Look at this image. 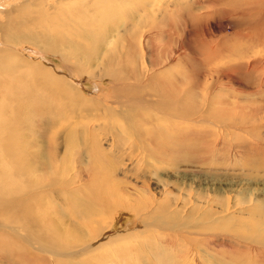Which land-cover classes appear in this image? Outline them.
<instances>
[{
	"label": "rangeland",
	"instance_id": "obj_1",
	"mask_svg": "<svg viewBox=\"0 0 264 264\" xmlns=\"http://www.w3.org/2000/svg\"><path fill=\"white\" fill-rule=\"evenodd\" d=\"M26 1L34 6L21 7L22 0H0L4 25L0 30V102L11 109H6L8 118L1 116L9 133L0 142V158L6 160L0 162V194L13 192L38 174L36 153L40 149L47 159L59 156L62 160L68 152L72 155L67 171L63 164L56 170V164L45 172L52 185L59 171L73 175L76 161L82 162L85 174L73 186L79 190L94 180L95 150L98 154L141 151L147 156L139 163L137 153L126 165L113 163L115 176L125 183L122 187L134 199L154 202L155 196L160 202L177 201L174 206L185 207L193 215L187 221L184 216L190 212L182 213L181 226L174 229L159 226L160 218L150 220L135 210L117 208L109 226L82 252L67 249L68 243L53 232L51 221L52 226L39 219L19 221L18 210L13 208L12 227L21 233V228H28L33 232L29 238L46 247L20 248L16 240L0 236V264H264V0H222L219 6L217 0H40L44 3L37 6V0ZM8 24L15 29L8 33L15 35L16 31L21 41L27 34L41 33L47 36L46 45L67 52L72 49L76 55L47 52L46 45L43 49L31 40L7 46ZM75 57L81 58L82 74ZM107 71L117 75L137 71L142 84L150 78L156 80L158 86L145 90L144 97L152 104L165 95L166 102L171 99L168 102L176 108L172 110L168 104L156 109L157 116L149 114L157 118L151 133L138 116L127 123L125 108L121 103L113 105L111 99L120 94L115 89H124L128 80L117 82ZM52 77L60 81L59 92L51 87ZM179 93L189 97L191 106L177 104ZM29 99L42 105L46 116L58 115L55 121L75 122L77 143L69 147L67 125L61 124L62 131H50L49 117L47 125L31 123L28 165L33 169L26 172L22 124L20 118H14L19 116L18 106ZM83 100L96 107L83 108ZM203 100L212 103L213 111L204 109ZM106 104L121 118L106 117ZM178 105L184 109L177 111ZM202 112L199 126L193 120L201 119ZM115 133L126 136L119 141ZM139 133L147 139L145 143L138 139ZM162 159H168V164L161 163ZM139 168L147 172L158 169L148 178L149 190L142 188L143 179L137 183L130 172ZM127 171L130 177L126 179L123 173ZM51 195L52 210L61 209L58 195ZM256 206L258 211L251 214L249 210ZM223 209L227 212L222 216L202 221L203 214ZM64 218L54 217V222L65 226L70 219ZM96 218L102 222V215ZM3 221L0 215L1 225L6 224ZM184 221L194 229L189 231L181 224ZM257 224L260 229L255 228Z\"/></svg>",
	"mask_w": 264,
	"mask_h": 264
},
{
	"label": "bare ground",
	"instance_id": "obj_2",
	"mask_svg": "<svg viewBox=\"0 0 264 264\" xmlns=\"http://www.w3.org/2000/svg\"><path fill=\"white\" fill-rule=\"evenodd\" d=\"M37 1L38 2H35L36 6L40 5V3L45 2L44 0H43L44 2L40 1V0H37ZM48 1L52 2V0H47L46 2H48ZM221 1L222 0H217L218 6H219L218 2H221ZM26 3H28V2L27 1L24 2V0H22L21 7L26 5ZM29 5L34 6V4H29ZM29 5H26L25 7H27V6L29 7ZM49 5H50L49 3H46L45 6H49ZM214 5H215V3H214ZM53 6L54 5H52V7ZM54 8L55 7H53V9ZM9 23H11V22H9ZM2 24L3 23L0 22V30L2 28H4V25H2ZM13 29H14V27L11 26V24L5 25V34L7 35V37L4 41L6 42V45L9 43L13 44L14 46H16L17 44L21 45L23 41L27 42V41L31 40V41H33L32 42L33 45H37L40 48L43 47V49H44V47L46 45L45 44V39L47 38L46 35L43 36L41 33L27 34V36H23V38H22L23 41H21V36L18 33H16V31H15V35L8 33L9 30H10L9 32H11ZM113 33H115V32L113 31ZM124 35H126V34H124ZM51 42H52V40H51ZM53 43H55L54 39H53ZM63 50L64 51H62L61 49H58L57 47L52 46V45H50V46L46 45V47L44 49V51H47V52H55V53L66 52L67 56H70V55L75 56L76 55L75 52L71 51L72 49L69 52H67V50H65V48ZM75 59L78 62L76 65V68H79L78 70L82 74V72L85 71V68H83V66L81 65V58L75 57ZM107 75L114 77L117 82H119V81L125 82L124 79L128 80V83L126 84V87L124 89H119V90L115 89V91H117L116 93H118V94L120 93V94L118 96H116V94H115L114 99H111V100H113L111 102V103H113V105L121 103L123 108H125L124 109L125 111H122L123 113L125 112V116L123 118L124 121H127V123L129 121L133 122V118L136 119V117L138 116L139 118H141L144 121L145 126L148 127V131L151 133L152 127L155 124V121L157 118L150 117L149 114H153V115L155 114L154 116H157L156 115L157 113L155 112L156 109L166 107V106H168V104L170 106L171 103H169L168 101L171 99H167V102H168L167 103L166 102L167 97L165 98L164 97L165 95H163V96L161 95V96H158L157 101L155 100L156 103L150 104L148 102L147 98L144 97L143 92L149 88L155 87L156 85L158 86V84H157L156 80L154 81V79H152V78H150L146 84L140 83L139 81H141L142 77L139 78L137 71H133L132 74L121 73L119 75L113 74V73H110V71H107ZM142 76L144 78H146L145 72H143ZM47 78H50V76H48ZM131 80H133L134 82L132 83ZM51 81H52L51 87H54L56 92H59L58 88H60V86H59L60 81L56 80L54 77H52ZM62 86H64V85H62ZM64 87H66V86H64ZM159 88H161V87H159ZM1 90H2V88H1ZM174 92H175V90H174ZM174 92H172V93L174 94ZM176 92H177V90H176ZM121 93H126V94H121ZM169 93H171V92H169ZM176 94H174L173 96H175ZM181 94L179 95L180 97H181ZM24 95H25V93H24ZM166 96H168V95H166ZM29 97H27V98H29ZM144 98H146V99L144 100ZM188 98L189 97H187V96L184 97V95H183L180 99L179 98H176V99L173 98V100L175 99V101H177V104H181L183 102H186V105L188 103L191 106V101ZM203 102H204L203 103L204 109H211L210 111H213V109L211 108L213 106L212 103H211V105H208V100H206V101L203 100ZM81 104H82L83 108H85V109H90V108L96 107L94 104H90L86 100H83V102ZM174 105H175V103H174ZM174 105L171 104V106H170L172 108V110L174 108H176V106H174ZM6 109L11 111L9 106H6V104L0 102V125L2 126V127H0V142H2L4 140V135L9 133V127L3 126L1 124V121L4 122L3 119L1 118V116L5 115V117H7V115H8V113L6 115ZM178 109L179 110H177V111H180L184 108L182 105H178ZM103 110H104L106 117H108V116L115 117L116 116L117 118L120 119L122 116L119 112L113 111L114 108L107 106V104ZM134 110H137L139 112L135 113ZM13 112H15V111H13ZM208 112H209V110H208ZM16 113H18L19 116L16 114L14 121H17L20 118L21 124H22V127L20 129V135H21L20 142L24 146L22 164L24 165L26 172H30L33 169V168H31V165H28L30 162V158L32 157V153L29 151V146L32 143L31 139L33 137L31 135V132H29L30 131L29 127L32 125L31 123L35 122L37 124L39 123L42 125H44V124L47 125V123H48V126H49L48 128H50L49 129L50 131L52 130V128H53V130L58 129L59 131H62L60 128L61 124H64V126L67 125V126H69L67 131H66L67 136H68V138H71V141H69L70 142L69 147L71 148L73 144L77 143L76 138L74 139V137H75L74 131L76 130V127H77L75 122L74 123L73 122L64 123V122L55 121L54 119L58 115L53 116V114H50V116H46L44 113L43 106L40 105L39 103H37L36 101H33L32 99H29L26 102L22 101L21 107L18 106ZM164 114H166V113L164 112ZM200 114L201 115L198 117H201V119L197 118L199 120H196V119L193 120V122L198 123L199 126L202 125L201 120H202L204 112H202ZM147 116H149V119L146 118ZM167 116L170 117V114ZM167 116H164V117H167ZM48 117H49V121L46 123L45 120ZM168 117L166 119H168ZM204 117H206V116H204ZM12 121L13 120L10 119V123H12ZM167 122H168V120H167ZM184 123H187V122H184ZM191 123H192V121H191ZM205 123H206V121H205ZM39 127L41 128V126H39ZM148 131L146 132L147 136H150L149 135L150 133ZM131 134H132V132H131ZM43 135H44V133H43ZM86 135H88V134H86ZM113 135H114V137L117 136L119 141L123 140V139H121V136L124 135V133L120 134V135L115 133ZM124 136H126V135H124ZM138 139L143 143H145L147 140L140 133L138 135ZM140 141H138V142H140ZM133 147L138 148V143H134ZM121 148H119V150ZM42 150H44V149H42ZM42 150L40 149V150H38V153H36L38 156L37 160L39 161V164L36 168V170L38 172V174H36L37 176L33 175L30 179H25V181H24L25 183H23L20 186H17L15 189H13V192H7L6 194H2V195L0 194V215L4 219L3 223H6L4 225H7V227H4V225L3 224L1 225V223H0V236L4 237L7 235L11 239L16 240V242H18L20 245H22V246H20V248L21 247H27V246L31 247V248H35L36 245H38L37 247L43 246V248H44L46 246L45 245H39L34 240H31L29 238V236L32 237L33 232H31V230H29L28 228H25V227L21 228L22 229V233H21L20 229L12 227L13 226L12 225L13 224V217L12 216L13 215H11V213H12L13 208L18 210L17 215L19 216V221L32 223V221L39 219L43 223L49 222V224H48L49 226L51 225V222H52V224L54 226L53 232H56V233L58 232V234H61L62 238L65 239V242L68 243L67 249H72L74 251H77L80 249V250H82V252L87 251L88 245L91 244L95 239H97L102 234V232L105 231V229L109 226V224L111 223L112 214H114V212H112V211H114L117 208H128L130 210H135L139 213L140 216H142L143 218H146V219H150V220H152L153 218H160L159 219L160 222L156 221L155 223L158 222L159 226H161V227H168V228H174V229L181 226L180 225V220H181L180 215L184 212H190V211L186 210L185 207H183V209H184L183 210V209H179L180 207L174 206L177 201L160 202L159 201L160 199H157L155 196L153 197L154 202H152L153 200L151 202H149V200L148 201L146 199L144 200V198H143V200H141L142 198L136 199V197L134 199L133 198L134 195L129 194L128 189L122 187V185L124 186L125 183L122 181V179L118 180L117 176H115L117 174H116V168H115L113 163L117 162L118 164H121V162H122V165H126L127 164L126 160H128L130 162L133 161V156L136 153H137V155H136L137 158L139 157V155H141V158H138L140 160L136 159V162L139 163V161L141 162V159L144 160L146 158V156H147L146 153L148 151H143L146 154L144 157V154L142 155L141 151H139V152H121V153L98 154V152L95 150V152H96L95 163L97 164V166L94 169H92V172H91L92 176L94 177V180L91 183L85 184L86 185L85 188H83L82 190L81 189L79 190V189L74 188L73 186L75 184L80 183L82 181V180H80V176L85 174L86 169L84 167H82L83 166L82 162L76 161L77 170L75 168L76 173L73 175H70V176L68 174L65 175V172L62 173L59 171L57 174H59L60 176H59V178L57 177V179L53 178L54 184L52 185V184H49V181L47 180V177H46L47 173H45V172H47V170L49 168H53V166L56 164H58V167L56 170H59V168H61V166L63 164L64 168H65L64 171L65 170L67 171V169H69V168L66 166L68 164H69L68 165L69 167L72 165L71 164L72 160H73L72 155L70 152H68L66 154V156H64L62 158V160L59 159V156H54L50 159L49 158L47 159V157H45L42 154ZM125 153H127L125 156L126 159H123L122 156H124ZM107 154H109L108 157H107ZM153 154H154V152H153ZM104 156L107 157L108 160L107 159L102 160V158H104ZM155 157H156V155H155ZM77 159H78V156L76 155V160ZM154 159L155 158H153L152 160L154 161ZM53 160H55L56 163L55 162L52 163ZM68 161H70L71 163H69ZM161 161H162L161 163H163V164H166V163L168 164V159H165V160L162 159ZM0 162H6V160L0 158ZM134 162H135V160H134ZM147 167H150V166H147ZM157 171H158V169L147 172V170L143 169V168H139L138 170L137 169L136 170H133V169L130 170L131 174L135 178L134 180L137 183L140 181V179H143L141 182L142 188L143 189L146 188V190H149L147 187L149 185L148 178L152 175H155L156 174L155 172H157ZM55 173L56 172H54V174ZM123 175L126 179L130 177L129 176L130 174L128 175V171L123 173ZM12 178L15 180L14 176ZM54 187L56 188L57 191L55 190ZM123 190H125V191H123ZM150 193H152V192L150 191ZM51 194L58 195L59 200H61V202L63 203V205L61 206V209L59 208L60 212L62 214L58 213L59 209L52 210L53 208L51 205V196H52ZM137 194H139V193H137ZM177 205H179V204H177ZM173 206L175 207L174 209L172 208ZM23 207L25 208V211H21ZM261 207H264V205H261ZM192 209H194V207ZM258 209L259 208L256 206L255 209H253V210L251 209V210H249V212L251 214H252V212L256 213L258 211ZM225 212H227V211H225L223 209L221 212L216 213V214L205 213V214H203L201 219H202V221L204 219H206V221H209V219L212 220L213 218H216L217 216H219L221 214H225ZM62 215H63V218L65 217L64 219H67V220L70 219L69 222H66L65 226L63 223H61L62 226H60L61 224L58 225L54 222V217H60ZM98 215H102V222H101V220L96 218ZM192 215H193V211H191L189 214L187 213V215L184 216V220L186 218V220L189 221L191 219ZM14 217H15V215H14ZM223 217H225V216H223ZM7 220H9L10 224L8 223ZM106 220H107V222H106ZM222 220H224V219L218 220L219 221L218 224H221ZM262 220H263V218H262ZM14 223L16 226L19 225L18 221L17 222L14 221ZM147 223H148V220H147ZM189 223L190 222L184 221L181 224L186 226V228L189 229V231H190L191 229H194V228L192 227L193 225L190 226ZM206 224H208V223H206ZM203 225H205V224H203ZM210 225H212V224H210ZM159 226L156 225V227H159ZM204 227H206V226H203L202 228H204ZM210 227H212V226H210ZM260 227L261 226H259L257 224L255 228L260 229ZM38 228L39 227H36V229H38ZM212 228H209V229H212ZM251 228H252V226H251ZM16 233L17 234L21 233L20 237L15 236ZM258 240L259 239L257 238V243H259ZM121 241H123V240H119V242H121ZM55 253L60 254V256L63 255V253H60V252H55Z\"/></svg>",
	"mask_w": 264,
	"mask_h": 264
}]
</instances>
